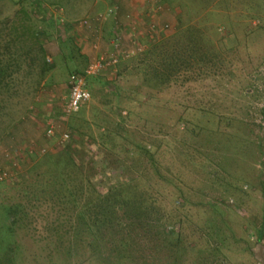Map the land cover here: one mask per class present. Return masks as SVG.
<instances>
[{
	"label": "rangeland",
	"instance_id": "1",
	"mask_svg": "<svg viewBox=\"0 0 264 264\" xmlns=\"http://www.w3.org/2000/svg\"><path fill=\"white\" fill-rule=\"evenodd\" d=\"M92 3L0 0V264H264V0H162L65 116L87 58L62 21ZM191 29L201 61L153 74L147 52ZM120 187L143 222L89 234L83 204Z\"/></svg>",
	"mask_w": 264,
	"mask_h": 264
},
{
	"label": "trees",
	"instance_id": "2",
	"mask_svg": "<svg viewBox=\"0 0 264 264\" xmlns=\"http://www.w3.org/2000/svg\"><path fill=\"white\" fill-rule=\"evenodd\" d=\"M62 26L74 29L73 25H67L66 23ZM196 33L195 30L191 29L181 39L177 37L159 43L147 52L146 66L149 67L151 63L153 64V74L159 73V69H162L165 73L172 74L180 72V68L183 66H186L185 68L187 69L193 62L201 61L202 50L204 51L205 47L201 44V37H198ZM130 36L128 37L131 38ZM32 37L38 42L36 34L32 35ZM103 38L101 37L102 40L105 39ZM129 38H127L128 42L122 41L130 44L131 39ZM38 47L43 53L42 46L39 44ZM83 69L77 72H82ZM4 74L5 72L2 69V75L0 71V82ZM69 164L73 166L71 161L66 163V165ZM142 204L143 202L136 200L134 196L128 193V188L120 187L105 194L96 192V199H90L83 204L85 211L82 212V216L85 221V230L89 231L90 234L92 231L95 232L94 227L95 229L97 228L98 232V230L100 231L103 228L111 229L126 226V222H129L130 225H139L143 222L141 220L142 216L144 218L146 216Z\"/></svg>",
	"mask_w": 264,
	"mask_h": 264
},
{
	"label": "crops",
	"instance_id": "3",
	"mask_svg": "<svg viewBox=\"0 0 264 264\" xmlns=\"http://www.w3.org/2000/svg\"><path fill=\"white\" fill-rule=\"evenodd\" d=\"M161 3L162 0H94V3H92L93 12L89 13L84 19H87L86 24H82V21H79V23H74L77 21L62 22L67 25H73L72 27L78 25V28L81 29L79 33L74 29L72 31L69 29V33L67 34L70 37L82 35L79 53L87 58L88 62L89 58L95 55L99 48H103V46L94 48L93 44L90 43V38L97 37L95 40H97L96 42L99 45V43L103 42L101 37L109 38L111 36L110 31L116 34V37L119 35L126 38L133 31V28L130 27V21H136L144 25H153L151 21L166 19V15H161V12H159ZM75 40L77 41V39ZM19 129L18 126H14V129L8 131L4 137L3 144L13 148L17 143V139L20 138L16 134L17 131H20Z\"/></svg>",
	"mask_w": 264,
	"mask_h": 264
},
{
	"label": "built area",
	"instance_id": "4",
	"mask_svg": "<svg viewBox=\"0 0 264 264\" xmlns=\"http://www.w3.org/2000/svg\"><path fill=\"white\" fill-rule=\"evenodd\" d=\"M87 20H83L82 24H86ZM122 37L117 36L108 45V48L103 53H98L94 57L89 58L86 66L82 72H72L68 77V97L63 104L62 113L65 116L75 114L82 104L89 99V92L87 89L88 79L99 76L109 68L115 67L119 62V55L122 58H129L141 50L135 43H124ZM98 45L97 42L93 44L94 48ZM129 45V46H126ZM52 129L46 130L47 136L52 135ZM67 135H63L65 138ZM5 176L4 174L0 179Z\"/></svg>",
	"mask_w": 264,
	"mask_h": 264
}]
</instances>
